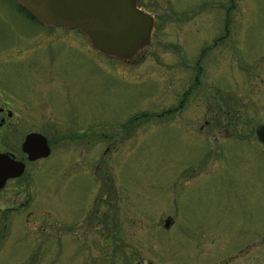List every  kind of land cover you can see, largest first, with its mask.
<instances>
[{
	"label": "rangeland",
	"instance_id": "rangeland-1",
	"mask_svg": "<svg viewBox=\"0 0 264 264\" xmlns=\"http://www.w3.org/2000/svg\"><path fill=\"white\" fill-rule=\"evenodd\" d=\"M17 3L0 0V103L53 152L0 191V264H34L70 222H99L104 254L264 264V0H139L155 25L130 60Z\"/></svg>",
	"mask_w": 264,
	"mask_h": 264
},
{
	"label": "water",
	"instance_id": "water-1",
	"mask_svg": "<svg viewBox=\"0 0 264 264\" xmlns=\"http://www.w3.org/2000/svg\"><path fill=\"white\" fill-rule=\"evenodd\" d=\"M35 20L45 26L79 29L92 46L104 55L131 59L151 41L154 17L138 8V0H17ZM256 135L264 144V123ZM30 159L51 155L47 138L38 133L27 136L24 149ZM25 165L0 153V191L9 180L21 178ZM170 219L167 220V227Z\"/></svg>",
	"mask_w": 264,
	"mask_h": 264
},
{
	"label": "flooded vegetation",
	"instance_id": "flooded-vegetation-1",
	"mask_svg": "<svg viewBox=\"0 0 264 264\" xmlns=\"http://www.w3.org/2000/svg\"><path fill=\"white\" fill-rule=\"evenodd\" d=\"M138 8L141 9L139 6ZM9 106L8 102L0 103V153L7 154L11 156L12 159L14 158L16 161L25 165L24 174L20 176L24 178L32 166L41 165L51 157L53 148L51 141L44 134L35 131H27L16 125L13 120L16 115ZM82 132L83 131L77 133L82 134ZM18 133L20 134L19 137L17 136ZM32 133H38L47 138L48 145L51 148V155L49 157L32 160L29 154L23 150L27 136ZM85 133L87 135L88 131L84 129L83 136L81 134L78 136L85 137ZM21 134L25 135L23 139ZM73 134L74 133H71L69 136H66V138L72 141ZM85 139L88 138L86 137ZM11 181L13 180H9L8 183ZM37 225L45 229L47 224L39 222ZM61 226L62 225H59L60 228ZM64 226L63 229L65 232L61 233L63 236L49 238L38 237L35 239L34 264H151L147 263L145 259L136 260V256L133 254L100 253L98 247L104 243V232L99 222H70L64 224ZM74 230H77V232H74ZM108 244H112L111 238L108 239ZM96 250L97 253H93Z\"/></svg>",
	"mask_w": 264,
	"mask_h": 264
},
{
	"label": "trees",
	"instance_id": "trees-1",
	"mask_svg": "<svg viewBox=\"0 0 264 264\" xmlns=\"http://www.w3.org/2000/svg\"><path fill=\"white\" fill-rule=\"evenodd\" d=\"M16 8H18L21 12H23V13H25L26 15H28V16H30L31 17V15L26 11V10H24L18 3H17V7ZM166 113H170V111H168V112H166Z\"/></svg>",
	"mask_w": 264,
	"mask_h": 264
}]
</instances>
